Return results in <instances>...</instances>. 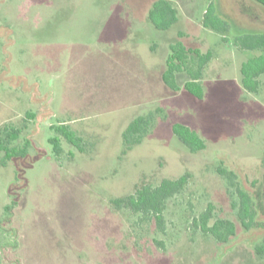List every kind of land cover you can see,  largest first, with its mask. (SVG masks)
<instances>
[{"label": "rangeland", "instance_id": "obj_1", "mask_svg": "<svg viewBox=\"0 0 264 264\" xmlns=\"http://www.w3.org/2000/svg\"><path fill=\"white\" fill-rule=\"evenodd\" d=\"M157 1L0 0V135L14 128L13 147L31 141L23 159L0 153V261L264 264V76L257 93L244 89L242 63L260 52L236 45L241 30L264 33V9L254 0H168L179 20L159 31L149 18ZM214 1L233 23L226 42L203 26ZM176 43L213 53L202 100L185 91L187 72L177 76L179 92L163 82ZM150 114L155 125L126 151L124 131ZM63 124L82 150L61 138L57 157L50 140ZM175 124L196 131L206 149L191 152ZM186 174L185 189L166 203L164 231L153 216L112 204ZM239 190L254 204L248 226ZM210 205L213 222L236 226L227 243L194 226Z\"/></svg>", "mask_w": 264, "mask_h": 264}, {"label": "trees", "instance_id": "obj_2", "mask_svg": "<svg viewBox=\"0 0 264 264\" xmlns=\"http://www.w3.org/2000/svg\"><path fill=\"white\" fill-rule=\"evenodd\" d=\"M257 5L264 9V0H254ZM149 18L153 26L159 31H167L178 20V11L168 0H158L155 2ZM203 26L214 32L221 34L223 41L226 42V35L230 31L233 23L221 17L219 8L215 1L211 2L205 11L203 17ZM236 45L246 51L260 52V54L244 61L241 66L242 85L249 93H257L261 87V78L264 76V33H248L241 30L236 39ZM213 58L211 51L203 52L197 48H187L181 43L170 46V55L166 61V70L163 74L164 84L173 92L181 91L177 83L179 73L187 72L190 80L186 82L184 89L196 99L204 98V88L202 85V76L205 67ZM30 117H34L31 115ZM156 123V117L153 114L135 118L123 133L126 151L139 145L145 136L150 132ZM59 137L50 140L54 146V153L58 157L63 152L61 138L82 150L83 140L67 125H60L55 128ZM3 135H0V153H4V161H13L23 159L28 156L31 141L26 140L23 147H13L12 143L19 139L21 131L19 129L5 128ZM173 133L178 139L193 153L206 149V142L200 135L190 127L175 124ZM5 163V162H4ZM189 174L178 179L163 180L158 186L145 185L138 189L134 194L112 202L117 210L127 209L135 214L151 215L156 220L157 227L165 230L164 210L167 201L178 193H181L189 182ZM240 209L239 218L245 226H248L247 220L253 215L254 204L251 197L243 190H239ZM4 224L12 223L13 210L8 206ZM213 206L194 220V226L200 228L205 234L211 235L220 243H227L231 237L236 234V226L229 220H214ZM12 210V211H11ZM11 211V212H10ZM4 234L5 227H1ZM5 230V231H4ZM4 236V235H3ZM17 248V246H16ZM264 251L263 249L259 250ZM7 260L4 257L0 264ZM10 264V261H9Z\"/></svg>", "mask_w": 264, "mask_h": 264}, {"label": "crops", "instance_id": "obj_3", "mask_svg": "<svg viewBox=\"0 0 264 264\" xmlns=\"http://www.w3.org/2000/svg\"><path fill=\"white\" fill-rule=\"evenodd\" d=\"M178 11V10H177ZM178 15H179V12H178Z\"/></svg>", "mask_w": 264, "mask_h": 264}]
</instances>
